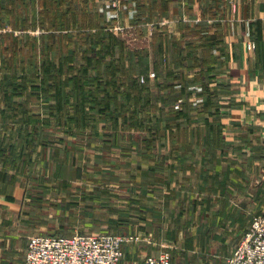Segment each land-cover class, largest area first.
<instances>
[{"label": "rangeland", "instance_id": "obj_1", "mask_svg": "<svg viewBox=\"0 0 264 264\" xmlns=\"http://www.w3.org/2000/svg\"><path fill=\"white\" fill-rule=\"evenodd\" d=\"M160 4L158 0L153 3L118 0L115 7L118 18L112 20L100 11L99 0H0V38L7 37L8 44L14 36L30 46L33 38L41 44L45 35L58 38L62 33L69 40L78 37L79 43L86 45L84 53L92 51L91 46L96 43L98 60L94 70L87 67L88 73H77L74 67L60 77L65 83L60 81L61 86H66L72 95L76 93L60 111L61 123L55 121L54 107L45 109L54 103L53 99L42 98L45 96H42L41 73H36L34 89L41 97L37 99L36 92L35 97L28 96L34 69L18 72L19 67H25L28 54L17 60L16 72L1 65L0 59V81L4 77L11 86L8 88H18V96L27 105L23 115L21 106L14 103L17 99L6 97L0 86V140H4L1 151L6 158L1 169L4 176L11 173L10 176L20 179L27 194L38 199L34 200L40 205L38 235L107 233L142 239L134 233L150 230L153 225L155 229L158 227L163 215V147L179 152L176 148L183 143L181 132L175 130V140L172 137L163 146V131L174 128V116L181 112L182 99V110L189 111L195 108L198 97L204 101L203 96L192 90L198 86L190 85L191 92L184 87L173 105L172 101L163 102L168 93L163 91ZM60 23L64 27L57 26ZM7 55V51L2 53V59ZM191 58L196 65L185 68L188 80L205 67L202 50H196ZM81 64L86 65L84 59ZM112 65L115 67L111 68ZM78 74L84 75L80 77L83 80L73 82ZM80 97L85 107L81 121L77 105ZM170 97L174 98L175 93ZM94 104L100 107L94 108ZM163 111L167 113L165 118L174 116L163 121ZM32 113L36 115L34 121L28 120ZM70 117L73 119L66 121ZM25 118L32 124L25 123ZM18 140L17 151H10L9 145ZM24 155L29 156L23 162ZM257 192L258 203L243 201L244 210L228 209L226 217L208 216L204 209L192 212L191 204L189 209L185 207L177 218L178 227L183 228L181 242L178 235L177 243L173 241L162 247L148 244L159 248L153 255L168 251L172 264H223L242 241L253 216L264 210V180ZM219 206L223 208L221 203ZM207 224L213 226L202 228ZM139 233L150 237V232ZM144 252L132 264H143L151 255Z\"/></svg>", "mask_w": 264, "mask_h": 264}, {"label": "crops", "instance_id": "obj_2", "mask_svg": "<svg viewBox=\"0 0 264 264\" xmlns=\"http://www.w3.org/2000/svg\"><path fill=\"white\" fill-rule=\"evenodd\" d=\"M158 2L163 8V91L175 93L173 105L184 90L175 83L190 92L188 86H201L204 103L186 111L182 99L174 128L163 131V146L175 140V130L183 139L179 152L163 147V215L156 229L139 231L150 237L134 233L142 239L125 244L122 264H132L144 251L156 254L159 248L148 244L177 243L178 235L181 242L177 218L190 204L192 212L204 209L208 216L226 217L228 209L244 210L243 201L258 203L264 180V0ZM249 40L256 43L252 51L246 47ZM199 49L205 67L188 80L186 62ZM1 168L0 264H23L28 239L39 233L40 205L20 179L4 176Z\"/></svg>", "mask_w": 264, "mask_h": 264}, {"label": "built area", "instance_id": "obj_3", "mask_svg": "<svg viewBox=\"0 0 264 264\" xmlns=\"http://www.w3.org/2000/svg\"><path fill=\"white\" fill-rule=\"evenodd\" d=\"M100 11L106 13L108 19H117L115 10L118 0H99ZM248 50H254L256 44L249 40ZM151 76H154L151 74ZM201 93L199 87H192ZM198 97L194 105L202 103ZM138 237H124L107 233L81 234L70 236L34 235L27 244L23 264H121L123 245L129 241H137ZM168 251H160L157 255L147 256L143 264H172ZM224 264H264V210L253 216L242 241L234 249Z\"/></svg>", "mask_w": 264, "mask_h": 264}, {"label": "trees", "instance_id": "obj_4", "mask_svg": "<svg viewBox=\"0 0 264 264\" xmlns=\"http://www.w3.org/2000/svg\"><path fill=\"white\" fill-rule=\"evenodd\" d=\"M54 21H55V19H54ZM54 24H56V21L54 22ZM57 26H60V27L63 26L64 27L63 23H60ZM59 29H61V28H59ZM6 38L7 37H5V36H3V37L1 36V38H0L1 39L0 49H2L1 55H0V59L2 60L1 65H3L6 68H10L11 70L13 69L14 72H16L15 64H17V60L18 59L20 60L21 57H25L24 55L28 54L27 57L29 56V58L26 61V62H28V65H26V62H25V67L21 66L18 68V72L22 71V70L24 71L25 68L27 70H29L30 68L34 69L35 75H34V79L31 80L32 82L30 81L32 85H31V90L28 93V96L29 97H35L36 91H34V89L36 87L35 83L37 82L36 73H38V72L41 73L40 80H41V83L43 84V90H44L42 96H45L42 98H45L48 101L53 99V103H54L53 105H50V107H45V109L51 110L52 107H54L55 121L58 123H61L62 119L60 118V111L65 108V105H68V104H66L67 101L71 102V100L69 101V99H71V97L73 95H75L76 93L74 92V94L72 95L71 91L67 90L66 86L65 87L61 86V82H63V81H61L60 77L63 74L68 73V70H70L74 67H77L75 69V70H77V73L78 72L79 73H81V72H87L88 73L87 67H90L94 70L95 65H97L96 62L98 60L97 51L94 50L96 43L92 44V46H91L92 51L84 53V48L86 45L80 44L78 37H77V39L71 38V40H69L65 33H62L61 35H59L58 38H56L52 34L51 35L47 34L44 36L43 42L41 44L37 43V41L33 38V39H31L30 46L28 44L29 42L20 40L19 37H15V36L12 37L10 40V44L6 43V41L9 42V40ZM65 40H66L67 44L65 43ZM106 44H104L105 47H106ZM29 47H30V49H29ZM6 51L8 52L9 57L7 55V57L5 59H2V53L6 52ZM32 52H34V58L32 56ZM104 54H106V53H104ZM38 57H40L39 61L37 60ZM33 59H34V61H33ZM83 59H84L87 66L85 64H84L85 66H83L81 64V63H83ZM188 61L189 62H186V65H187V63H189V66H192L194 64L193 62H195V59L191 58ZM102 65H103V63H102ZM112 67H115V66L112 65L111 68ZM29 71L32 72V70H29ZM110 72H111L110 74L113 78L112 71H110ZM80 77H84V75L81 76L80 74H78V76L75 78V80L74 81L72 80V81L79 83V80H81V81L83 80V78H80ZM147 79L148 78H146V80ZM198 80L199 79H196L197 83H198ZM63 84H65V83L63 82ZM178 85H180V88L181 87L184 88L187 86V85L183 86L180 83L179 84L175 83L174 86L176 87ZM0 86L5 91V94L7 93L6 97H8V98L13 97V98L17 99V101L14 103L16 105H18L19 108L21 106V110L24 111L23 115H25L27 105L22 102L23 101L21 99L22 97L18 96L19 92L18 93L16 92L18 88L17 89L8 88L11 86H9V84L7 83V79L4 77L0 81ZM80 87H81V84H78L77 88H80ZM198 87L202 89L201 86H198ZM77 88H75V91ZM9 89L10 90L13 89L11 91V94L8 93ZM126 89L129 90L130 87L126 88ZM79 92H80V90H78V93ZM166 93H168V97H167V94L165 95V98L168 100L167 103H170L171 99L173 98V97H170V95H173V94H171L170 91H166ZM37 94L39 95L37 97V99H39V97H41V95L39 93H37ZM126 94H128V92H126ZM199 94L201 96H203V89H202L201 93H199ZM79 96H81V95H79ZM82 101H84V99L82 97H80V101L77 102V105L80 108V111H79L80 121H81L82 115L85 112V107L83 106ZM34 102H35V100H34ZM34 102H33V104H35ZM114 103H115V101H114ZM203 103H204V101H203ZM203 103H201V104H203ZM201 104H199V105H201ZM199 105H197V106L193 105V106L198 107ZM23 106L25 107L24 109H23ZM95 106H97V108L100 107V106L94 104L93 107L95 108ZM33 109H35L36 111L39 110V108L34 107V106H33ZM186 111H188V110H186ZM33 112H35V111H33ZM163 115H164V111H163ZM166 115H167V113H166ZM31 116H32V118L29 117L28 120L34 121L36 118L35 117L36 115H34V113H32ZM168 116H169L168 117V121H169L174 115L173 116L168 115ZM72 119H73V117H70V119H66V121H69ZM23 121H26V118H25V120L23 119ZM44 122H46L48 124L49 121H44ZM25 123L32 124V122H28V121H26ZM19 142H20V140H18L15 144L14 143L10 144L8 149L10 151L15 150V152H16ZM2 145H4V140H0V164L2 166H4L6 158L4 157V153H2L3 151H1ZM28 156L29 155H24L23 162L25 159L26 160L28 159ZM224 263H225V261H224Z\"/></svg>", "mask_w": 264, "mask_h": 264}]
</instances>
